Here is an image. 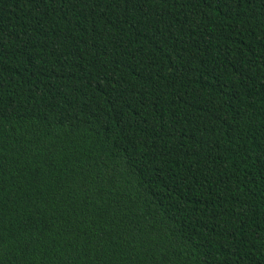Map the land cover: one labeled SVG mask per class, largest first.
I'll return each instance as SVG.
<instances>
[{
	"label": "trees",
	"instance_id": "obj_1",
	"mask_svg": "<svg viewBox=\"0 0 264 264\" xmlns=\"http://www.w3.org/2000/svg\"><path fill=\"white\" fill-rule=\"evenodd\" d=\"M0 264H264V0H0Z\"/></svg>",
	"mask_w": 264,
	"mask_h": 264
}]
</instances>
